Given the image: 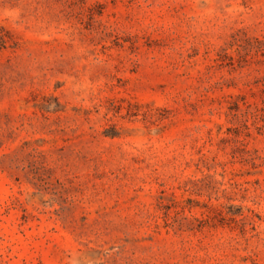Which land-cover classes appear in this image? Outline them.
<instances>
[{"label":"rangeland","instance_id":"1","mask_svg":"<svg viewBox=\"0 0 264 264\" xmlns=\"http://www.w3.org/2000/svg\"><path fill=\"white\" fill-rule=\"evenodd\" d=\"M0 264H264V0H0Z\"/></svg>","mask_w":264,"mask_h":264}]
</instances>
